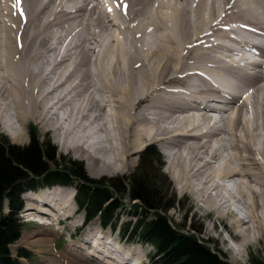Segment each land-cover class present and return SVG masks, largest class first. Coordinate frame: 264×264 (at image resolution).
I'll list each match as a JSON object with an SVG mask.
<instances>
[{
    "label": "bare ground",
    "instance_id": "bare-ground-1",
    "mask_svg": "<svg viewBox=\"0 0 264 264\" xmlns=\"http://www.w3.org/2000/svg\"><path fill=\"white\" fill-rule=\"evenodd\" d=\"M0 4V118L10 110L22 129L31 119L55 131L91 176L128 168L141 146L158 145L171 160L175 183L210 215L222 217L239 197L241 247L264 237V0ZM66 38L79 42L63 44ZM240 50L263 65L245 61ZM89 116L93 129L83 123ZM8 129L12 142L21 143ZM226 134L233 153L218 162ZM226 180L232 189L224 188ZM73 197L72 188L43 189L26 198L25 214L43 215L51 225L50 216H67ZM83 231L77 236H87L74 249L83 253L94 245L89 256L101 257L108 244ZM107 249L105 258L116 264L138 254Z\"/></svg>",
    "mask_w": 264,
    "mask_h": 264
},
{
    "label": "trees",
    "instance_id": "trees-1",
    "mask_svg": "<svg viewBox=\"0 0 264 264\" xmlns=\"http://www.w3.org/2000/svg\"><path fill=\"white\" fill-rule=\"evenodd\" d=\"M43 146L48 160H52L53 148L48 141ZM45 161L33 131L25 147L12 145L0 135V264H20L19 258L29 256L20 250L13 257L9 250L25 228L19 218L21 194L56 184L75 189V202L86 223L96 220L129 243L150 245L155 251L151 264H229L224 256L209 251V245L195 236L194 230L178 228L166 216L174 207V197L168 194L167 180L161 172L163 163L154 147L147 146L139 153L131 174L107 181L89 180L75 162H69L66 168H52ZM125 199L133 203L128 209L133 221L119 224L118 211ZM249 263L264 264V259L250 257Z\"/></svg>",
    "mask_w": 264,
    "mask_h": 264
},
{
    "label": "rangeland",
    "instance_id": "rangeland-1",
    "mask_svg": "<svg viewBox=\"0 0 264 264\" xmlns=\"http://www.w3.org/2000/svg\"><path fill=\"white\" fill-rule=\"evenodd\" d=\"M2 14L4 15V11L3 6H1L0 4V16ZM62 42L63 44H68L70 42L76 44L79 41H72L66 38ZM260 42L261 44H263L264 40H260ZM52 43L55 44V41H53ZM214 50L222 52V50ZM48 57L50 58H48L49 61H51V59L53 58L51 56ZM91 60L93 59L91 58ZM258 64L262 66L263 61H259ZM252 69L253 67L250 70ZM64 111L65 110H61L58 112V115L61 116V118L63 117L62 114ZM191 114L196 116V112H192ZM83 123L84 125L87 124L86 126H88L89 129L94 128V126L91 125L90 116ZM20 127L21 126L16 122V119L14 118L13 111L8 110L7 112H4L2 114V117L0 118V135L6 137L10 144L25 147L26 145H28L30 141V133L33 131L39 139L42 154L45 155V162L49 166H51L52 168L58 166H60L61 168H66L69 167V162L78 163L80 166H82L84 173L89 180L107 181L112 178H123L128 176L137 167L139 153L147 147L141 146L142 148H139L137 154L132 158L130 163L127 164L128 168L124 169V167H122L118 169L119 171H116L114 174L111 175L109 174L103 176H91L88 174L86 163L84 161L76 159L74 156L76 154L73 150L68 151L66 150L67 148H64L62 146L63 142H59V140L57 139L58 135L55 131H43L41 129V125L34 123V121H32L31 119H28L25 122L24 129ZM8 128L15 129L14 131H16V133L23 138L21 143L12 142L9 135L13 132ZM100 135L102 139H105L104 134L100 133ZM221 138H225L222 142L225 150H222L220 152V156L217 159L218 162H222V159L223 161L228 160L231 157V153H233V150L228 147V139L230 138L227 136V134L226 137L221 135ZM46 141H48V143L51 145L54 152V157L50 161L48 160V155H46L44 151L43 145ZM148 146H152L157 150L163 163L161 172L167 180L168 194L174 197V207L167 213L166 216L174 226L178 228H187L194 230L195 236H197L199 239H202V241H204L206 245H209V251L214 252L219 257L223 258L224 256V259L229 264H250V257H259L261 259H264V237L261 238L259 241H255L253 244L248 245L246 248L241 247V233L245 229V226H238L235 223V216L233 219V215H231V212H227L228 210L226 209H224L226 211V215H223L220 218H217L216 214L210 215V213L207 212L202 202L196 201L195 196L191 194V192L186 190L183 192L182 186L177 185L175 183L173 179V176L175 175L171 165V160L168 159L164 149H162L158 145ZM231 183L232 184L230 186V189H232L233 187V182L231 181ZM40 189L25 193L22 200L24 202V211H22L23 213L26 212L25 208L29 207V202L26 200V198L37 197V194L40 193ZM114 199L119 201V198L116 196L114 197ZM69 203V207L65 209L67 212V216L64 217L60 215L59 217L58 215V223L54 221V223L52 222L51 225H47L46 220L43 219L46 217H44L43 215L42 217L41 215H38L35 212L34 214H32V216H28L27 214L22 215L23 221L26 223V225L21 234L20 239L16 243L11 245L9 248L12 256L16 257L20 250L27 251L29 253V256L27 259L21 258V264H99L97 261L89 259L88 253H90L93 248H85L83 253H78L77 249H74L73 247L77 246L87 236H83L82 239L80 238L81 235L78 232L79 229H82V231L86 230V233L92 231V233L94 234V238L96 237L95 239H98L100 236H102L104 242L108 244L105 247L107 248L109 246L112 251L117 252L118 254L129 253V249L133 251L136 250L138 254L134 255L133 257L130 256V259H132V261L129 260L128 264H151L150 258H154L155 253L154 249L151 246L139 244L137 242L134 244L126 243L125 241L120 240L118 236L119 234L117 232H111L109 231V229L103 230L97 222L95 223V221L91 222L88 225H85L83 214H81V212L79 213V211L76 212L77 207L75 203L73 204V202L70 201ZM231 203L232 205H234L235 203V205L240 208H237L238 210H241L239 212L237 211V214L239 215V218H243L244 207H242L243 205L241 204V201L239 202V197L237 196V199H235L234 197V200ZM132 205L133 203L129 202L126 199L122 202V207L118 211V216H120L119 223L133 221V218L131 216L132 214H129L130 211L128 210ZM228 214H230V216H228ZM33 219H39L41 222L44 220L43 222H45L46 225H39L32 222H28ZM222 223L225 226L224 229H222ZM230 232L232 233L230 234ZM36 233L39 235H34ZM77 234H79L80 236H77ZM101 242L103 243V241ZM40 243L41 245H39ZM80 254H82L84 257L83 261H79L78 259H76L78 257H81ZM60 255H62L61 257L63 258V260L66 259L68 263L61 262L59 258Z\"/></svg>",
    "mask_w": 264,
    "mask_h": 264
},
{
    "label": "snow or ice",
    "instance_id": "snow-or-ice-1",
    "mask_svg": "<svg viewBox=\"0 0 264 264\" xmlns=\"http://www.w3.org/2000/svg\"><path fill=\"white\" fill-rule=\"evenodd\" d=\"M19 6V0H17V7Z\"/></svg>",
    "mask_w": 264,
    "mask_h": 264
}]
</instances>
